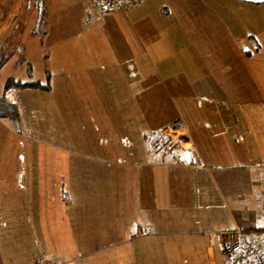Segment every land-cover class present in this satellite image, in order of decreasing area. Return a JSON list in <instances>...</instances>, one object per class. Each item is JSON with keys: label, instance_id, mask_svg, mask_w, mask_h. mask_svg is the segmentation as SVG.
Here are the masks:
<instances>
[{"label": "crops", "instance_id": "0c3cea01", "mask_svg": "<svg viewBox=\"0 0 264 264\" xmlns=\"http://www.w3.org/2000/svg\"><path fill=\"white\" fill-rule=\"evenodd\" d=\"M66 3L74 19L57 25L63 41L46 45L44 79L7 77L49 88L8 91L28 127L66 123L28 110L22 90L28 105L37 94L75 113L67 118L96 164L77 170L81 159L62 156L58 177L70 182L40 193L14 185L19 173L0 174L10 178L0 191V251L27 256L15 264H227L210 233L241 226L264 237V81L254 68L264 63V1L145 0L96 17L87 0ZM177 118L195 146L157 153L152 135Z\"/></svg>", "mask_w": 264, "mask_h": 264}, {"label": "rangeland", "instance_id": "374dc122", "mask_svg": "<svg viewBox=\"0 0 264 264\" xmlns=\"http://www.w3.org/2000/svg\"><path fill=\"white\" fill-rule=\"evenodd\" d=\"M67 1L69 0H0V56L6 57L5 63L0 67V90L3 88L10 74H16V77H22L23 79H44L45 70L49 67V57H47L49 50L46 48V45L49 43L53 44V42L59 40L63 41V34L61 35V39H59V32L56 30L57 25L60 22L62 24L65 20L72 22L74 19L73 11L67 7L69 3H66ZM63 5L65 6L59 10H63L64 13L66 12L65 17L56 18L55 16L59 15V10L56 9ZM261 5H264V3ZM242 10L249 13L256 11L255 8L249 9L248 7L242 8ZM261 11L264 12V8H261ZM51 29L54 32L49 37L47 34ZM75 40L76 38L72 37L65 41L72 43ZM257 42L262 49V53L257 58L264 60V35H257ZM56 46L64 48L60 44ZM256 67L261 76L259 79L264 81V63L258 62L254 68L256 69ZM18 78L16 79L18 80ZM23 87H18V89H25ZM7 91H5V96ZM24 93L26 92L22 90L20 94L23 104L26 102L28 110H39L54 119L62 118L66 123V127L65 129L60 128L57 123H51L48 125H52L53 127L46 129L43 127L45 124L40 118L32 120V125L28 127L25 120L19 121L18 118L14 121L0 116V174H10L12 171L14 175H18L19 173L18 178L14 177L12 179L14 185L18 181L21 186L33 187L34 193H40L38 188L45 189L47 186L58 190L63 185L62 181L65 183L70 182V178H63L61 180L58 177V171L60 170L59 161L62 159V156L71 157L72 161L73 157L81 159L83 162L78 164L77 170H79L86 163L90 165L96 164L95 159L93 161L90 155H94L97 152L90 148L81 147L78 144V131L75 130V123L67 118H75V113L66 112L67 117H65L59 106L53 107L47 105L44 101L46 97L41 98L37 94L31 95V97L35 95V98H32V102L28 105L29 99L25 97L26 94L24 95ZM10 96L9 98L6 97L9 102H11ZM180 120L186 125L183 119ZM171 124L172 122L163 126L152 135V147L157 153H161L154 146L159 132ZM187 130L186 136L192 140L193 138L188 126ZM81 132H83L84 141L92 143L89 137L91 131L83 130ZM194 146L193 144L187 148L180 147L174 153L182 149H190ZM64 148H67L68 151ZM162 153L171 152L165 151ZM96 156H100V154ZM30 165L33 167L34 173H39L42 177L39 175L33 176L27 168ZM23 169L24 173H22ZM50 172H57L55 174L57 176L53 177L51 175L48 177V173ZM83 179L87 180V178ZM9 180L10 178L0 177L1 193L2 190L8 188ZM8 195L11 196L10 194ZM7 246L5 245V250L1 249L0 251L3 264L22 263L24 259L27 260L26 255L19 256L13 249L7 248ZM85 260L86 263H90L91 258L88 257Z\"/></svg>", "mask_w": 264, "mask_h": 264}, {"label": "built area", "instance_id": "2783aa9c", "mask_svg": "<svg viewBox=\"0 0 264 264\" xmlns=\"http://www.w3.org/2000/svg\"><path fill=\"white\" fill-rule=\"evenodd\" d=\"M143 2L144 0H87L91 17L107 13H128L141 6ZM9 96L10 100H13L11 91L6 93V97L9 98ZM183 124L179 119L159 132L157 141L154 143L157 151L174 153L180 147L187 148L194 144L193 140L186 136L187 126ZM254 230L236 226L232 229L212 232L210 237L211 240L214 238L219 240L227 264H264V237L252 236L251 232Z\"/></svg>", "mask_w": 264, "mask_h": 264}, {"label": "trees", "instance_id": "16d2710c", "mask_svg": "<svg viewBox=\"0 0 264 264\" xmlns=\"http://www.w3.org/2000/svg\"><path fill=\"white\" fill-rule=\"evenodd\" d=\"M6 57L0 56V67L5 63ZM12 86L16 87H37L42 86L49 88L48 85H43L40 81H21L14 77H9L4 84L2 90H0V116L7 117L12 120H17L20 117V110L17 104L11 103L7 100L5 96V91Z\"/></svg>", "mask_w": 264, "mask_h": 264}, {"label": "bare ground", "instance_id": "6f19581e", "mask_svg": "<svg viewBox=\"0 0 264 264\" xmlns=\"http://www.w3.org/2000/svg\"><path fill=\"white\" fill-rule=\"evenodd\" d=\"M179 119H181V118H177V119H175L174 121H172V124L175 123L176 121H178ZM183 125H184V124H183ZM184 126H185V125H184ZM173 127H176V125H173ZM173 127H172V128H173ZM185 127H186V126H185ZM172 128H171V129H172ZM182 129H183V126H182Z\"/></svg>", "mask_w": 264, "mask_h": 264}, {"label": "water", "instance_id": "95a60500", "mask_svg": "<svg viewBox=\"0 0 264 264\" xmlns=\"http://www.w3.org/2000/svg\"><path fill=\"white\" fill-rule=\"evenodd\" d=\"M251 1L262 2V1H264V0H251Z\"/></svg>", "mask_w": 264, "mask_h": 264}]
</instances>
